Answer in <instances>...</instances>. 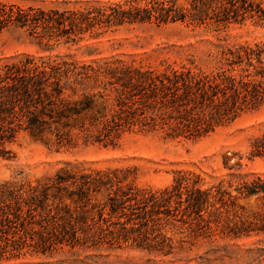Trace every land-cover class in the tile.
I'll use <instances>...</instances> for the list:
<instances>
[{
  "label": "trees",
  "instance_id": "trees-1",
  "mask_svg": "<svg viewBox=\"0 0 264 264\" xmlns=\"http://www.w3.org/2000/svg\"><path fill=\"white\" fill-rule=\"evenodd\" d=\"M264 28V0H120L74 10L20 8L0 1V33L20 29L46 47L79 46L121 27L193 28L243 25ZM207 42L176 65L146 66L111 57H10L0 66V158L29 131L57 147L97 144L114 148L124 135L198 140L264 106V40ZM91 54V52H89ZM264 157V132L250 145V159ZM129 169L76 170L50 178L0 183V262L68 248H131L162 259H181L205 244L199 264L229 261L264 264V240L244 249L219 241L264 235V213L240 216L219 186L203 187L200 175L178 171L163 189L139 188ZM75 196L83 212L46 192ZM105 193L98 205L94 196ZM260 197L264 179L238 189ZM264 209V208H263ZM37 219V220H36ZM38 225L40 233L28 229ZM86 259H91L87 256Z\"/></svg>",
  "mask_w": 264,
  "mask_h": 264
},
{
  "label": "rangeland",
  "instance_id": "rangeland-1",
  "mask_svg": "<svg viewBox=\"0 0 264 264\" xmlns=\"http://www.w3.org/2000/svg\"><path fill=\"white\" fill-rule=\"evenodd\" d=\"M7 5L41 10H74L88 5L109 4L120 0H0ZM217 39L224 44L264 40V28L252 23L229 24L207 28H193L184 24L156 27H121L97 37L85 39L79 46L68 49L64 45L46 47L35 37L20 29L0 33V66L14 56L29 55L34 58H70L77 62H89L111 57L125 62L159 66L166 61L178 65L191 55L203 56L207 42ZM91 52V54H89ZM264 132V106L243 114L235 122L218 128L212 134L198 140L165 139L158 135L127 134L114 147L104 148L97 144L57 147L46 139L36 137L29 131L19 132L6 145L9 160L0 158V183L22 178L34 183L62 172L66 166L76 170L129 169L134 184L139 188L160 190L168 187L178 171L200 175L203 187L219 186L237 207L240 216L264 213L260 197L239 195L238 189L256 177L264 179V157L250 159V145L254 138ZM49 202L60 200L71 208L83 212L75 196L69 199L64 192L51 189L46 192ZM94 202L102 205L105 193L100 191ZM37 220V219H36ZM28 229L40 233L38 225ZM264 235L238 240L219 241L227 249H244ZM205 244L181 259H162L131 248L101 249L71 253L68 248L52 253H26L19 258L4 260L0 264H199L196 255H202ZM90 256L91 259H86ZM214 264H233L217 261Z\"/></svg>",
  "mask_w": 264,
  "mask_h": 264
}]
</instances>
